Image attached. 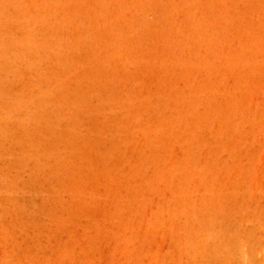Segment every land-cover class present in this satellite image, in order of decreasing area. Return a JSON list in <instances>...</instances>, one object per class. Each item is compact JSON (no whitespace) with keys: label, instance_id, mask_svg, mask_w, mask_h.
Here are the masks:
<instances>
[{"label":"rangeland","instance_id":"1","mask_svg":"<svg viewBox=\"0 0 264 264\" xmlns=\"http://www.w3.org/2000/svg\"><path fill=\"white\" fill-rule=\"evenodd\" d=\"M0 264H264V0H0Z\"/></svg>","mask_w":264,"mask_h":264}]
</instances>
